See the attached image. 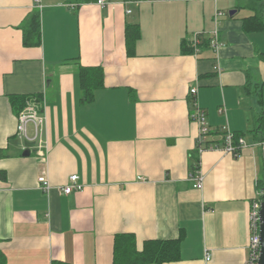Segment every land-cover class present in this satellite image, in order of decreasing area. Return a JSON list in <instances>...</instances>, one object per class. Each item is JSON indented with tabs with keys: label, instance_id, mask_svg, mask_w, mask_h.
I'll list each match as a JSON object with an SVG mask.
<instances>
[{
	"label": "crops",
	"instance_id": "1",
	"mask_svg": "<svg viewBox=\"0 0 264 264\" xmlns=\"http://www.w3.org/2000/svg\"><path fill=\"white\" fill-rule=\"evenodd\" d=\"M68 2L0 0L6 264H112L120 234L133 235L138 249L178 240V259L164 264H245L251 204L264 189L254 132L264 108V33L247 34L243 22L257 0H111L77 10ZM34 11L40 45L24 46L21 26ZM127 25L139 33L131 52ZM197 34L198 52L185 53ZM80 67L103 71L89 102ZM191 88L213 148L198 162ZM30 108L43 126L27 142L17 124ZM227 132L245 142L238 157L222 149ZM196 163L201 189L191 180ZM72 176L81 189L65 195Z\"/></svg>",
	"mask_w": 264,
	"mask_h": 264
},
{
	"label": "trees",
	"instance_id": "2",
	"mask_svg": "<svg viewBox=\"0 0 264 264\" xmlns=\"http://www.w3.org/2000/svg\"><path fill=\"white\" fill-rule=\"evenodd\" d=\"M69 5L73 6L74 10H77L82 5L97 3L99 0H68ZM106 2L111 0H105ZM124 1H140V0H124ZM258 5L252 9L253 15L244 19V31L247 34L264 33V0H257ZM41 21L40 14L38 11H34L28 21L22 26L23 45L24 46H39L41 41ZM134 25L126 26L125 42L127 51L131 52L133 46L139 38V33L135 29ZM200 46V45H199ZM184 52L187 54H194L195 48L191 43H184ZM129 54V53H128ZM261 54V59L264 60V53ZM80 86L83 93V102L91 101L93 91L102 84L103 71L100 67L95 69H88L80 67L79 70ZM260 101L263 97L259 94ZM25 99L20 98V107L23 106ZM29 100V99H28ZM18 101V102H19ZM25 103V102H24ZM264 105V102L262 103ZM15 106V104H13ZM263 113L258 117L257 124L255 126V134L261 136L260 138L264 141V108ZM206 118V114H205ZM208 129V128H207ZM208 135V133H207ZM206 135V136H207ZM235 138L242 137L240 134H233ZM207 146L209 145L206 141ZM204 144V145H206ZM203 145V146H204ZM196 161L199 160L197 152V143L195 149ZM198 157V158H197ZM198 168L196 163L194 170ZM3 174L0 172V178L3 179ZM179 255V241H146L143 243L141 249H138L135 243L133 235L120 234L116 235L114 239L113 249V262L112 264H164L178 259ZM0 264H6V259L3 252L0 249ZM53 264H68L64 262H54Z\"/></svg>",
	"mask_w": 264,
	"mask_h": 264
},
{
	"label": "built area",
	"instance_id": "3",
	"mask_svg": "<svg viewBox=\"0 0 264 264\" xmlns=\"http://www.w3.org/2000/svg\"><path fill=\"white\" fill-rule=\"evenodd\" d=\"M198 1H213L217 0H198ZM98 5L104 7L106 4L105 0H99ZM216 35V33H215ZM201 35H194L190 43L195 48V53L198 52V47L200 45ZM220 47V45H218ZM217 48V46H216ZM197 95V89L191 88L189 90V97L194 101V107L190 114L192 121L197 123L200 127L199 135L197 137V152L199 157L201 154L207 150L213 149L210 146H206V135L208 133L205 112L199 108L195 98ZM29 126L33 127V134L30 135L28 132ZM43 126V118L39 116L38 111L35 108H30L28 113L22 114L18 117L17 124V136L21 139H24L27 142L36 140L40 135L41 127ZM206 144V145H204ZM204 145V146H203ZM245 147V142L240 138H235L234 135L230 132L225 133L224 135V145L223 150L234 157H238L240 151ZM262 148V157L264 159V141L261 143ZM78 178L72 176L70 178V185L66 186L63 189L65 195H69L74 191H79L81 187L77 184ZM191 180L194 182L193 187L195 189H201L203 186V176L198 171V168L191 174ZM38 183L43 191H48L50 189V184L46 172H42L38 177ZM261 199L253 201L251 204L250 215H249V231L250 238L248 243L249 248V257L245 261V264H257L260 252V242H259V209H260Z\"/></svg>",
	"mask_w": 264,
	"mask_h": 264
},
{
	"label": "water",
	"instance_id": "4",
	"mask_svg": "<svg viewBox=\"0 0 264 264\" xmlns=\"http://www.w3.org/2000/svg\"><path fill=\"white\" fill-rule=\"evenodd\" d=\"M236 11L229 13L230 16L234 15ZM260 209H259V242H260V252L257 264H264V189L262 190V195L260 197Z\"/></svg>",
	"mask_w": 264,
	"mask_h": 264
},
{
	"label": "rangeland",
	"instance_id": "5",
	"mask_svg": "<svg viewBox=\"0 0 264 264\" xmlns=\"http://www.w3.org/2000/svg\"><path fill=\"white\" fill-rule=\"evenodd\" d=\"M258 5V3L256 4V6Z\"/></svg>",
	"mask_w": 264,
	"mask_h": 264
}]
</instances>
